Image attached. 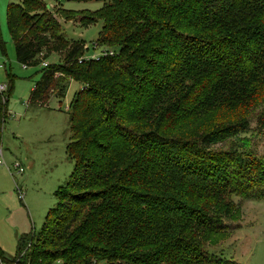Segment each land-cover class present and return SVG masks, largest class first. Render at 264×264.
Masks as SVG:
<instances>
[{
	"label": "trees",
	"instance_id": "16d2710c",
	"mask_svg": "<svg viewBox=\"0 0 264 264\" xmlns=\"http://www.w3.org/2000/svg\"><path fill=\"white\" fill-rule=\"evenodd\" d=\"M96 1L80 23L101 21L96 46L114 54L81 61L85 42L61 26L67 9L7 5L17 62L58 53L28 104L63 98L71 79L81 87L68 106V180L0 264H238L205 244L228 232L233 198L264 200L262 162L233 142L264 105V0ZM256 121L264 127V109Z\"/></svg>",
	"mask_w": 264,
	"mask_h": 264
},
{
	"label": "rangeland",
	"instance_id": "374dc122",
	"mask_svg": "<svg viewBox=\"0 0 264 264\" xmlns=\"http://www.w3.org/2000/svg\"><path fill=\"white\" fill-rule=\"evenodd\" d=\"M11 2L20 0H0V64L5 68L0 69V83L8 85L9 79L12 82V86L0 94L2 100L8 98L6 118L3 124L0 123V249L7 259L17 255L22 236L39 231L45 215L56 205V190L65 184L73 169V160L66 154L70 139L68 106L73 94L81 87L71 79L63 98L52 95L44 105L28 104L30 91L40 78L43 65L24 66L17 62L6 24V9ZM44 2L49 8L67 9V14L60 20L63 32L69 38L85 42L84 56H98L105 49L114 50L94 47L101 21L87 26L80 23L82 16L87 17L89 12H98L103 7L101 1ZM80 10L85 11L79 13ZM57 54L51 53L46 61L57 63ZM263 109V104L251 108L246 114L250 118L249 130L233 139L244 151L251 148L262 162V167L254 173L260 176V182H264V174H261L264 169V127L257 126L256 116ZM222 148L228 149V142ZM17 162L22 171L12 167ZM233 201L234 212L225 218L228 232L217 234L205 247L238 264H264V200L233 198Z\"/></svg>",
	"mask_w": 264,
	"mask_h": 264
},
{
	"label": "built area",
	"instance_id": "2783aa9c",
	"mask_svg": "<svg viewBox=\"0 0 264 264\" xmlns=\"http://www.w3.org/2000/svg\"><path fill=\"white\" fill-rule=\"evenodd\" d=\"M94 47H96V44L94 45ZM114 54V52L113 51H111V50H103L102 52H101V54L100 55H98V56H95V55H91L90 57H86V56H82V57H80L79 58V61H81V60H88V59H97L99 56H101V55H113ZM42 65L43 66H46V65H48V62L47 61H43L42 62ZM0 69H5L4 68V64H0ZM7 90V84H4V83H0V94H3V93H5V91ZM5 98V97H4ZM2 152V149H0V153ZM0 164H1V161H0ZM12 167L14 168V169H18L19 171H22V168H21V166H20V163H15V164H13L12 165ZM9 169V168H8ZM10 170V169H9Z\"/></svg>",
	"mask_w": 264,
	"mask_h": 264
}]
</instances>
